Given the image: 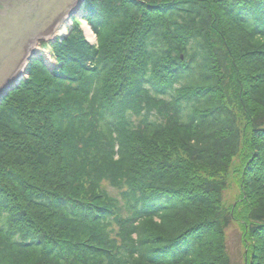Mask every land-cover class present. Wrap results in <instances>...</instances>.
<instances>
[{
	"label": "trees",
	"instance_id": "obj_1",
	"mask_svg": "<svg viewBox=\"0 0 264 264\" xmlns=\"http://www.w3.org/2000/svg\"><path fill=\"white\" fill-rule=\"evenodd\" d=\"M84 11L0 103V264H264V0Z\"/></svg>",
	"mask_w": 264,
	"mask_h": 264
},
{
	"label": "water",
	"instance_id": "obj_2",
	"mask_svg": "<svg viewBox=\"0 0 264 264\" xmlns=\"http://www.w3.org/2000/svg\"><path fill=\"white\" fill-rule=\"evenodd\" d=\"M86 0H0V102L20 83L35 50Z\"/></svg>",
	"mask_w": 264,
	"mask_h": 264
},
{
	"label": "rangeland",
	"instance_id": "obj_3",
	"mask_svg": "<svg viewBox=\"0 0 264 264\" xmlns=\"http://www.w3.org/2000/svg\"><path fill=\"white\" fill-rule=\"evenodd\" d=\"M91 6V4H90ZM84 8H85V3L83 4V7L81 8V12L79 14H77L76 16H74L73 18L69 19L67 22H65L63 24V26H61L59 30V33H62L63 36H65L64 38L62 37L61 39H65L67 38L68 36H70V34L77 28L79 29H83L84 30V33H85V36L86 38L92 42V41H95V30L94 28H92V26L89 24V20L87 19L86 16V12L84 11ZM90 7H88L89 9ZM86 22V25L91 28L92 32H93V36L90 37V35H88V32H87V28H85L84 24ZM59 38V37H58ZM58 38H54V39H48V41L43 44L42 46L38 47L36 49V52L39 53V59L42 57L43 58V62L48 66L50 67L51 70H53L54 68H57L59 66V63L57 64H53L51 65L50 62H53V63H56L55 60H56V56H54V51L52 50V46H53V43L57 40H59ZM92 38V39H91ZM60 39V40H61ZM31 60H29L30 62ZM27 72H28V69H27ZM28 76H26V79L27 77H29V73L27 74ZM25 79V78H24ZM110 191L114 194H118V192L116 190H114L113 188H110ZM240 194V191H239V187L237 186V183L236 182H232L231 185H230V188H228V190L226 191L225 193V201H226V205L228 206H231L232 203L235 201V199H237V197L239 196ZM240 225L241 223L240 222H236L235 224H232V226H230L228 229H227V239H228V251L229 253L231 254V259H232V264H245V260H246V253H245V246L243 245V243L240 241L241 239V231H240Z\"/></svg>",
	"mask_w": 264,
	"mask_h": 264
},
{
	"label": "bare ground",
	"instance_id": "obj_4",
	"mask_svg": "<svg viewBox=\"0 0 264 264\" xmlns=\"http://www.w3.org/2000/svg\"><path fill=\"white\" fill-rule=\"evenodd\" d=\"M86 1L88 2L89 0H86ZM86 1H85V2H86ZM98 1L100 2V0H98ZM85 2H84V3H85ZM84 3H83V4H84ZM83 4L81 5L82 7H83ZM82 7H81V8H82ZM80 12H81V11H80ZM67 21H68V20H66L65 22H67ZM65 22H63L58 28H56V31L54 32V34L49 38L50 40H51V39H54V38L56 39V38H58V37H59L60 39H61L62 37H63V38L65 37V36H63L64 34L62 35V33H60V34L57 35V33H59V30L61 29L60 27L63 26V24H64ZM84 26H85V28H87L88 35H90V37H92V36H93V32H92L91 28H89V27L86 25V22H85ZM61 30H62V29H61ZM59 38H58V39H59ZM55 39H54V40H55ZM91 39H92V38H91ZM35 52H36V50H35ZM38 55H39V53L36 52V54L33 55V56L30 58V60L32 61L33 59H38L39 56H40V55H39V56H38ZM55 62H56V63L50 62V64L53 65V64H57V63H58L56 60H55ZM47 65H48V64H47ZM48 66H49V65H48Z\"/></svg>",
	"mask_w": 264,
	"mask_h": 264
}]
</instances>
